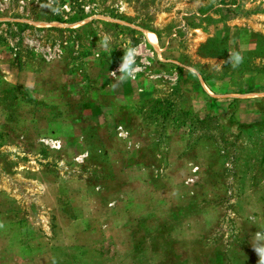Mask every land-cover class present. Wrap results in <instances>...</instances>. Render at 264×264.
Segmentation results:
<instances>
[{
  "label": "rangeland",
  "instance_id": "obj_1",
  "mask_svg": "<svg viewBox=\"0 0 264 264\" xmlns=\"http://www.w3.org/2000/svg\"><path fill=\"white\" fill-rule=\"evenodd\" d=\"M0 264H264V0H0Z\"/></svg>",
  "mask_w": 264,
  "mask_h": 264
},
{
  "label": "crops",
  "instance_id": "obj_2",
  "mask_svg": "<svg viewBox=\"0 0 264 264\" xmlns=\"http://www.w3.org/2000/svg\"><path fill=\"white\" fill-rule=\"evenodd\" d=\"M96 128L98 129V131L101 129V127H100V126H98V125H97V127H96Z\"/></svg>",
  "mask_w": 264,
  "mask_h": 264
},
{
  "label": "built area",
  "instance_id": "obj_3",
  "mask_svg": "<svg viewBox=\"0 0 264 264\" xmlns=\"http://www.w3.org/2000/svg\"><path fill=\"white\" fill-rule=\"evenodd\" d=\"M121 135V134H120Z\"/></svg>",
  "mask_w": 264,
  "mask_h": 264
}]
</instances>
